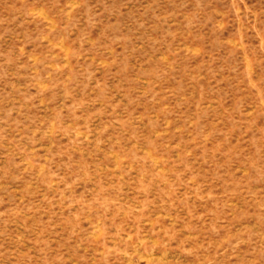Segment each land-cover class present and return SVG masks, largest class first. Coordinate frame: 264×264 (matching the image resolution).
I'll use <instances>...</instances> for the list:
<instances>
[{
    "label": "rangeland",
    "instance_id": "374dc122",
    "mask_svg": "<svg viewBox=\"0 0 264 264\" xmlns=\"http://www.w3.org/2000/svg\"><path fill=\"white\" fill-rule=\"evenodd\" d=\"M0 264H264V0H0Z\"/></svg>",
    "mask_w": 264,
    "mask_h": 264
}]
</instances>
